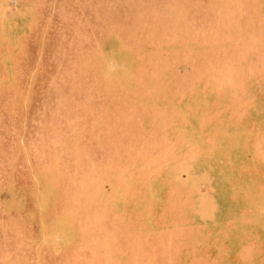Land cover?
<instances>
[{
    "label": "rangeland",
    "instance_id": "1",
    "mask_svg": "<svg viewBox=\"0 0 264 264\" xmlns=\"http://www.w3.org/2000/svg\"><path fill=\"white\" fill-rule=\"evenodd\" d=\"M0 264H264V0H0Z\"/></svg>",
    "mask_w": 264,
    "mask_h": 264
}]
</instances>
